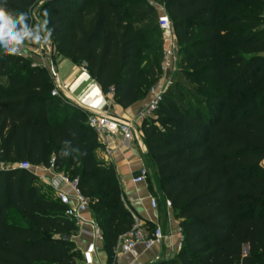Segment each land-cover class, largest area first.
<instances>
[{"label":"trees","instance_id":"obj_1","mask_svg":"<svg viewBox=\"0 0 264 264\" xmlns=\"http://www.w3.org/2000/svg\"><path fill=\"white\" fill-rule=\"evenodd\" d=\"M155 2L194 89L193 102L182 104L169 87L141 127L183 235L178 253L157 264H264V0H7V8L26 12L31 24L40 4L60 57L84 65L128 108L162 75L159 26H141L157 14ZM53 88L46 68L0 52V161L8 166L0 170V264L81 259L75 223L46 184L17 167L25 162L79 179L112 264L119 237L134 226L132 211L113 165L97 158L89 112ZM10 212L24 226L9 222Z\"/></svg>","mask_w":264,"mask_h":264},{"label":"built area","instance_id":"obj_2","mask_svg":"<svg viewBox=\"0 0 264 264\" xmlns=\"http://www.w3.org/2000/svg\"><path fill=\"white\" fill-rule=\"evenodd\" d=\"M162 12L163 16L159 23V29L165 42L163 51V65L161 78L151 87L149 91V102L146 108L138 116V119H155V112L159 106V103L163 99L164 94L170 87L171 73H173L178 63L180 62V54L175 39L173 26L168 14L165 11L163 4L155 2ZM264 17V13H263ZM39 22L33 21L35 24ZM14 56V55H12ZM23 60L30 61L34 66H41L46 68L50 73L54 88L51 92L53 96H62L68 100L70 86L64 82H61L57 76V58L60 57L54 42L52 39L47 44L32 45L25 49V54L20 56H14ZM80 69L83 73H88L87 68L82 65ZM106 109L104 111L87 110L88 125L98 134L100 141L112 135H119L123 141L137 140L139 135L135 129V121H122L112 116L108 109L114 102L113 89L107 94ZM142 134V133H141ZM21 170L30 171L39 181L46 184L53 195L58 199L60 204L65 208V215L75 223L77 230L81 233L87 234L91 239L90 248L85 253V260L87 264H103L100 258L97 257V243L104 241V234L101 226L94 218L89 209V200L82 193L79 187V179L72 178L67 173H63L55 170L53 165L49 168H45L39 165H33L25 162L20 163L17 166ZM8 166L0 161V170L7 169ZM150 170L149 167L142 163L138 174L133 177L132 181L135 184L146 182L149 179ZM151 205L156 208L158 203L155 198L151 199ZM165 205L168 208H172L170 200L165 201ZM133 214V213H132ZM134 226L132 229L119 237L117 247L114 249V255L129 254L138 244H144L146 246H152L153 244H159L165 240L166 236L160 226L155 227L153 231L149 230L147 225L142 222L135 214H133ZM180 250L183 235L181 228H178ZM171 239V236H170ZM169 246L172 247L170 242Z\"/></svg>","mask_w":264,"mask_h":264},{"label":"crops","instance_id":"obj_3","mask_svg":"<svg viewBox=\"0 0 264 264\" xmlns=\"http://www.w3.org/2000/svg\"><path fill=\"white\" fill-rule=\"evenodd\" d=\"M61 65L69 67L64 72L63 78H60L57 67L56 72L60 81L70 86L69 97L71 100L85 110L104 111L108 97L102 92L99 84L88 73H83L71 59L63 58ZM148 102L149 95L132 106L124 108L114 100L108 112L122 121H135V129L139 137L137 140L123 141L119 135L108 136L103 142L100 141L101 147L95 152L100 161L110 162L113 165L132 213L146 225L160 226L166 238L161 243L152 246L138 244L129 254L113 255L112 264H157L163 259L172 258L179 251L180 219L177 218L173 208H168L165 205L166 197L159 185L157 169L150 161L147 147L142 140L143 120L138 119V116L146 108ZM142 163L149 167L150 176L146 182L135 184L132 179L138 174ZM152 198L157 200L156 208L151 205ZM72 241L81 255V259L76 264H87L85 253L90 248V237L76 230ZM170 242L172 247L169 246ZM97 257L103 264H110L109 253L104 241L97 243Z\"/></svg>","mask_w":264,"mask_h":264},{"label":"clouds","instance_id":"obj_4","mask_svg":"<svg viewBox=\"0 0 264 264\" xmlns=\"http://www.w3.org/2000/svg\"><path fill=\"white\" fill-rule=\"evenodd\" d=\"M46 17L40 22L29 24V16L24 11L13 12L7 8V0H0V52L4 55L20 56L32 45L47 44L53 30Z\"/></svg>","mask_w":264,"mask_h":264},{"label":"rangeland","instance_id":"obj_5","mask_svg":"<svg viewBox=\"0 0 264 264\" xmlns=\"http://www.w3.org/2000/svg\"><path fill=\"white\" fill-rule=\"evenodd\" d=\"M39 5L40 4H37L32 10V18H33L34 22H36V20H38L39 22L42 21V19L39 16V13H38ZM162 16H163V12L157 6V14L154 16V18H152L151 20L146 21L144 23H141V26L144 28H148V27L153 26V25H159ZM158 37H162V36L159 34ZM162 39H163V37H162ZM62 62H63V57H58L57 58V64H58L57 69H58V73L60 75V78L61 77L63 78L64 72L69 69V67L61 65ZM170 88L172 89V91H173L178 102H180L182 104L193 102L192 96H193V90L194 89H193L191 84H189L187 81L184 80L183 75L180 73V66L179 65L177 66L176 70L173 73H171ZM70 101L75 103L73 100H70ZM9 222L14 223V224L19 225V226H24V223H23L21 217L14 212H10ZM243 254L244 255L248 254L245 252L244 247H243Z\"/></svg>","mask_w":264,"mask_h":264},{"label":"water","instance_id":"obj_6","mask_svg":"<svg viewBox=\"0 0 264 264\" xmlns=\"http://www.w3.org/2000/svg\"><path fill=\"white\" fill-rule=\"evenodd\" d=\"M69 239H70L69 236H65L64 237V240H66V241H68ZM244 250H245L246 253H248V245L244 246Z\"/></svg>","mask_w":264,"mask_h":264}]
</instances>
